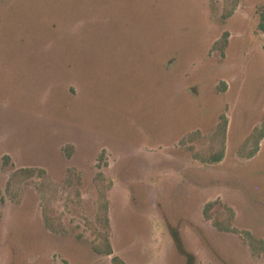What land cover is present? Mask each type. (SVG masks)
Returning <instances> with one entry per match:
<instances>
[{
  "label": "rangeland",
  "instance_id": "374dc122",
  "mask_svg": "<svg viewBox=\"0 0 264 264\" xmlns=\"http://www.w3.org/2000/svg\"><path fill=\"white\" fill-rule=\"evenodd\" d=\"M263 12L0 0V264H264Z\"/></svg>",
  "mask_w": 264,
  "mask_h": 264
},
{
  "label": "trees",
  "instance_id": "16d2710c",
  "mask_svg": "<svg viewBox=\"0 0 264 264\" xmlns=\"http://www.w3.org/2000/svg\"><path fill=\"white\" fill-rule=\"evenodd\" d=\"M262 17V20H261V23H260V27L262 28V29H264V12L262 13V15H261ZM217 161H220V158H218V159H216ZM206 211V210H205Z\"/></svg>",
  "mask_w": 264,
  "mask_h": 264
}]
</instances>
